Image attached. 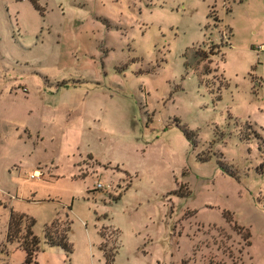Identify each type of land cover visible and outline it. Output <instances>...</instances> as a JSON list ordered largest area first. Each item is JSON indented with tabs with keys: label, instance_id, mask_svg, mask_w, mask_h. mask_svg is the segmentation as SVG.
Returning a JSON list of instances; mask_svg holds the SVG:
<instances>
[{
	"label": "rangeland",
	"instance_id": "374dc122",
	"mask_svg": "<svg viewBox=\"0 0 264 264\" xmlns=\"http://www.w3.org/2000/svg\"><path fill=\"white\" fill-rule=\"evenodd\" d=\"M37 4L0 0V264L10 212L30 264H264V0Z\"/></svg>",
	"mask_w": 264,
	"mask_h": 264
},
{
	"label": "trees",
	"instance_id": "16d2710c",
	"mask_svg": "<svg viewBox=\"0 0 264 264\" xmlns=\"http://www.w3.org/2000/svg\"><path fill=\"white\" fill-rule=\"evenodd\" d=\"M28 1L34 9L40 10L37 0ZM183 67L187 68L188 66L184 63ZM33 223V219L24 214L16 212H10L9 214L5 241L7 243H16L17 247L23 251V264L32 263L35 254L39 250V240L31 231ZM69 224L67 220L53 219L49 225L43 227V243L48 247L59 248L65 254H69L71 252V245L68 242ZM248 238L249 233L246 231L243 239L247 247L249 246ZM99 250L102 253L104 264H113L115 248L108 250L105 246L99 245Z\"/></svg>",
	"mask_w": 264,
	"mask_h": 264
},
{
	"label": "built area",
	"instance_id": "2783aa9c",
	"mask_svg": "<svg viewBox=\"0 0 264 264\" xmlns=\"http://www.w3.org/2000/svg\"><path fill=\"white\" fill-rule=\"evenodd\" d=\"M258 51L260 52H264V45H262L261 47L258 48ZM40 176V173L36 170H34L32 173L29 174V178L32 179V178H39ZM96 187L97 188H101V185L100 184H96Z\"/></svg>",
	"mask_w": 264,
	"mask_h": 264
}]
</instances>
